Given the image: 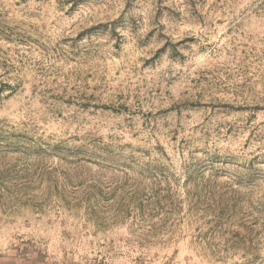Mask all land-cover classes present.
<instances>
[{
  "label": "rangeland",
  "instance_id": "374dc122",
  "mask_svg": "<svg viewBox=\"0 0 264 264\" xmlns=\"http://www.w3.org/2000/svg\"><path fill=\"white\" fill-rule=\"evenodd\" d=\"M0 264H264V0H0Z\"/></svg>",
  "mask_w": 264,
  "mask_h": 264
}]
</instances>
